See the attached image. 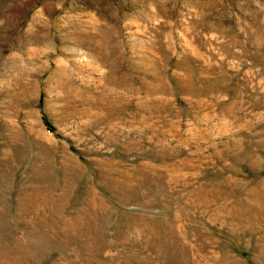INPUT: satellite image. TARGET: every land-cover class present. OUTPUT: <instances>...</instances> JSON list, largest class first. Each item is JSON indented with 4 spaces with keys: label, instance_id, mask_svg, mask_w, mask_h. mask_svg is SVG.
Wrapping results in <instances>:
<instances>
[{
    "label": "rangeland",
    "instance_id": "obj_1",
    "mask_svg": "<svg viewBox=\"0 0 264 264\" xmlns=\"http://www.w3.org/2000/svg\"><path fill=\"white\" fill-rule=\"evenodd\" d=\"M0 264H264V0H0Z\"/></svg>",
    "mask_w": 264,
    "mask_h": 264
},
{
    "label": "bare ground",
    "instance_id": "obj_2",
    "mask_svg": "<svg viewBox=\"0 0 264 264\" xmlns=\"http://www.w3.org/2000/svg\"><path fill=\"white\" fill-rule=\"evenodd\" d=\"M67 83H70V79L67 78ZM122 99V98H121Z\"/></svg>",
    "mask_w": 264,
    "mask_h": 264
},
{
    "label": "trees",
    "instance_id": "obj_3",
    "mask_svg": "<svg viewBox=\"0 0 264 264\" xmlns=\"http://www.w3.org/2000/svg\"><path fill=\"white\" fill-rule=\"evenodd\" d=\"M52 130H54V129L52 128Z\"/></svg>",
    "mask_w": 264,
    "mask_h": 264
}]
</instances>
